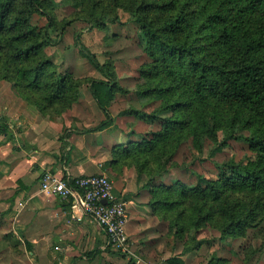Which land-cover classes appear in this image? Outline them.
<instances>
[{"label": "trees", "instance_id": "obj_1", "mask_svg": "<svg viewBox=\"0 0 264 264\" xmlns=\"http://www.w3.org/2000/svg\"><path fill=\"white\" fill-rule=\"evenodd\" d=\"M64 2L72 9L60 16ZM121 13L139 29L133 89L119 82L111 57L100 62L82 43V30L74 43L102 77L76 76L54 59L52 47L74 22L105 30L121 22ZM0 81L48 117L72 108L86 84L105 115L97 128L114 122L117 92L134 93L140 105L117 115L147 127L130 128L127 140L111 147L108 165L133 173L147 189L151 213L182 241V251L199 248L204 239L197 236L207 228L221 240L250 229L264 234V0H0ZM7 128L0 121V131ZM230 140L245 147L243 158L215 161L214 172L193 159L176 161L183 145L196 153L208 147L211 157ZM177 166L186 180L167 181Z\"/></svg>", "mask_w": 264, "mask_h": 264}, {"label": "crops", "instance_id": "obj_2", "mask_svg": "<svg viewBox=\"0 0 264 264\" xmlns=\"http://www.w3.org/2000/svg\"><path fill=\"white\" fill-rule=\"evenodd\" d=\"M3 82L0 121L8 128L0 131V264H154L151 254L161 251V237L159 219L146 204L147 189L135 183L133 173L117 174L108 165L111 147L127 140L126 129L114 123L96 127L105 115L89 88L86 99L81 92L78 100L85 115L73 124L66 112L41 114ZM45 170L64 179L106 174L114 196L125 204L133 257L114 252L90 215L72 217L71 197L41 192ZM220 257L216 264H224Z\"/></svg>", "mask_w": 264, "mask_h": 264}, {"label": "rangeland", "instance_id": "obj_3", "mask_svg": "<svg viewBox=\"0 0 264 264\" xmlns=\"http://www.w3.org/2000/svg\"><path fill=\"white\" fill-rule=\"evenodd\" d=\"M71 9L72 7L69 4L65 5L64 2L58 9V14L62 16ZM34 21L42 24L44 23V18L37 16ZM86 27L87 25L83 22L78 24L74 22L70 25L64 34L63 41L52 47L54 59L61 63L64 69L70 70L76 76L102 77V74L88 62L74 43V33L82 30V43L95 54L100 62L107 57H111L116 67L119 82L125 88L133 89L136 68L139 62L138 56L142 53L137 44L139 36L137 25L129 21L128 14L121 13V22L111 24L105 30L86 29ZM2 83L4 82L0 81V86ZM87 89L86 84L81 87L82 94H84L83 98L88 95ZM81 104L82 100L74 104L66 113L64 112L69 122L74 124L77 122L76 119L85 115L79 110ZM139 105L140 102L134 93L117 92L110 105V110L115 115V122H113L115 126L124 127L126 131L132 127L135 129L137 127L139 131L144 130L147 124L143 121L131 115H117L120 110L126 107ZM91 112L93 113L94 111L91 110ZM207 151L208 147L202 153H196L193 149L188 150L187 145H183L175 156L176 161L181 162L184 159V162L189 163L193 159L194 164L202 171L214 172L215 166L213 162H221L229 158L239 160L243 158L245 147L236 140H230L227 146L211 157L207 156ZM174 177L186 180L187 172L181 166L173 167L166 174V178L167 181H170ZM157 227L158 234L161 237L158 244L161 251L151 254L154 257V264H169L166 259L170 256H181L183 259L182 264H216L221 260L220 256L223 257L222 261L224 264H264V234L258 232V230L250 229L246 237L236 239L228 237L221 240L217 230L203 229L197 236L204 239L203 244L197 249L183 252L182 241L173 238L167 233L165 221L159 219Z\"/></svg>", "mask_w": 264, "mask_h": 264}, {"label": "built area", "instance_id": "obj_4", "mask_svg": "<svg viewBox=\"0 0 264 264\" xmlns=\"http://www.w3.org/2000/svg\"><path fill=\"white\" fill-rule=\"evenodd\" d=\"M112 186V181L104 173L76 176L72 183H68L45 170L39 188L46 195H57L60 199L71 197L72 217L79 219L81 215H90L104 229L108 246L114 252L133 257L126 231L125 204L114 196Z\"/></svg>", "mask_w": 264, "mask_h": 264}, {"label": "water", "instance_id": "obj_5", "mask_svg": "<svg viewBox=\"0 0 264 264\" xmlns=\"http://www.w3.org/2000/svg\"><path fill=\"white\" fill-rule=\"evenodd\" d=\"M103 202H106V199H103Z\"/></svg>", "mask_w": 264, "mask_h": 264}]
</instances>
